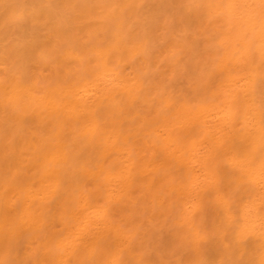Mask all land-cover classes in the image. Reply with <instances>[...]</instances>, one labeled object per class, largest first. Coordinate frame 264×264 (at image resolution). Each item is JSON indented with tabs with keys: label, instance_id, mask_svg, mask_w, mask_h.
I'll return each mask as SVG.
<instances>
[{
	"label": "bare ground",
	"instance_id": "6f19581e",
	"mask_svg": "<svg viewBox=\"0 0 264 264\" xmlns=\"http://www.w3.org/2000/svg\"><path fill=\"white\" fill-rule=\"evenodd\" d=\"M0 264H264V0H0Z\"/></svg>",
	"mask_w": 264,
	"mask_h": 264
}]
</instances>
